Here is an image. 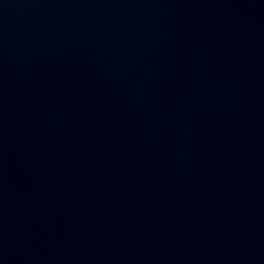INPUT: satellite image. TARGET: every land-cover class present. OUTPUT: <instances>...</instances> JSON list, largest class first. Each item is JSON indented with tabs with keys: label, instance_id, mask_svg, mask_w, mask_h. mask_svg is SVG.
Here are the masks:
<instances>
[{
	"label": "water",
	"instance_id": "1",
	"mask_svg": "<svg viewBox=\"0 0 264 264\" xmlns=\"http://www.w3.org/2000/svg\"><path fill=\"white\" fill-rule=\"evenodd\" d=\"M0 264H264V0H0Z\"/></svg>",
	"mask_w": 264,
	"mask_h": 264
}]
</instances>
